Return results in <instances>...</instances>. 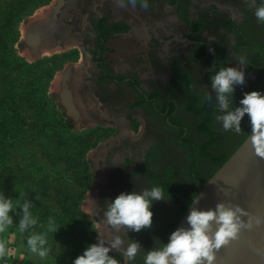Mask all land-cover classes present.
I'll return each instance as SVG.
<instances>
[{
    "label": "rangeland",
    "instance_id": "obj_1",
    "mask_svg": "<svg viewBox=\"0 0 264 264\" xmlns=\"http://www.w3.org/2000/svg\"><path fill=\"white\" fill-rule=\"evenodd\" d=\"M57 1L0 0V33L6 32L0 35V127L25 126L23 139L13 140L9 155L0 159V188L6 185L12 202V223L0 233L6 248L0 264H74L92 246L108 249L107 258L116 264H145L197 193V181L211 173L207 153L200 158L202 169L191 170L195 158L190 148L206 143L227 154L235 141L223 117L235 114L246 94L264 96V21L255 15L264 0H146L147 8L142 1L133 7L123 0L121 7L119 0H66L54 14ZM208 2L233 13L241 25L230 23L229 15L205 14ZM174 4L180 5L182 19L171 9ZM203 16L205 31L192 38L206 49L189 43L162 50L149 41L166 32L186 33L187 24ZM100 17L123 18L144 37L102 42ZM175 55L185 78L176 86L168 82L173 75L168 58ZM96 61L104 62L118 86L104 84ZM227 68L242 73L243 82L221 94L212 81ZM123 71L132 78L138 73L143 81L125 83ZM141 84L136 92L134 86ZM220 95L227 107L221 106ZM174 102L171 126L167 116L173 106L167 105ZM183 138L190 147L180 143ZM145 144L157 151V176L137 181L117 176L115 162L125 159L124 151L139 155ZM119 184L125 194L162 189L160 200L151 198L157 218L140 233L109 224L96 206L99 192ZM25 204L36 223L21 231ZM33 235L46 241L37 245L47 252L43 258L28 245ZM117 239L121 243L114 247ZM132 244L137 252L129 259Z\"/></svg>",
    "mask_w": 264,
    "mask_h": 264
},
{
    "label": "clouds",
    "instance_id": "obj_2",
    "mask_svg": "<svg viewBox=\"0 0 264 264\" xmlns=\"http://www.w3.org/2000/svg\"><path fill=\"white\" fill-rule=\"evenodd\" d=\"M129 4L135 7L137 0H128ZM120 6L123 7V0H119ZM141 6L148 7L146 0H142ZM256 17L260 21H264V6L259 7L255 12ZM243 82V75L233 68H227L218 72L212 81V86L219 93H229L232 91L233 83L240 84ZM222 107H227L225 97L219 96ZM243 107L238 108L235 114L229 113L223 117L224 128L228 129L236 125V131L239 132L240 119L248 114L251 120L252 133L251 142L254 146L255 154L264 158V96L258 92L246 94L240 102ZM162 189L153 188L150 192L145 191L141 195L137 194H120L111 204L109 211L106 213L107 222L113 226L124 225L139 231L143 227H147L151 223L152 213L149 210L150 202L148 197L155 200L162 198ZM29 205L23 206L24 218L20 222V230L23 231L29 225H34L36 221L31 219L28 212ZM12 209V202L0 197V233L5 231L6 226L11 225L12 221L8 213ZM241 212L236 208L235 212L227 210L223 205H217L216 212H198L192 211L188 216V223L191 226L190 231H176L170 237V243L163 251L151 252L147 255L145 264H200L202 259L207 260L208 264H212L215 259L213 249H220L222 246L228 245L231 241H235L239 237L241 228L251 229L252 225H244L238 223L236 213ZM245 213L241 212V215ZM215 221L219 228L214 233L212 239L209 238L207 232L210 230V222ZM261 223L260 219L256 220V224ZM43 237L33 235L28 239V245L32 252H38L41 258L47 255L45 250L39 249L37 245L45 244ZM119 239L116 240L114 247L120 244ZM108 249L97 246L90 247L85 251L83 256L78 257L74 264H116L115 260L108 259ZM137 245L132 244L127 249L129 259L135 256ZM6 254L5 243L0 242V257Z\"/></svg>",
    "mask_w": 264,
    "mask_h": 264
},
{
    "label": "water",
    "instance_id": "obj_3",
    "mask_svg": "<svg viewBox=\"0 0 264 264\" xmlns=\"http://www.w3.org/2000/svg\"><path fill=\"white\" fill-rule=\"evenodd\" d=\"M65 2L66 0L57 1L54 14L63 9ZM252 135L251 130L223 165L202 184L171 233L191 230L188 216L192 211L216 212L217 205H223L225 209L234 212L239 208L245 214L237 212V222L251 224L252 227L241 228L237 240L218 250L214 248L215 259L212 264H264V158L255 154ZM257 219L261 220L259 225L256 224ZM218 228L215 221L210 222V230L207 232L210 239ZM171 235L161 251L170 243ZM200 264H208V261L202 259Z\"/></svg>",
    "mask_w": 264,
    "mask_h": 264
},
{
    "label": "flooded vegetation",
    "instance_id": "obj_4",
    "mask_svg": "<svg viewBox=\"0 0 264 264\" xmlns=\"http://www.w3.org/2000/svg\"><path fill=\"white\" fill-rule=\"evenodd\" d=\"M137 1L140 2L142 0H137ZM155 3H157V0L155 1ZM140 5H141V2H140ZM220 6L221 5H219L218 3L208 2L206 4V7L204 8L205 14L208 13V11L210 10L216 16L229 15L228 20L230 23H234L236 24V26L241 25V22L239 21V19H237L233 15V13H231L230 11L224 10V9H220ZM171 9L177 11L178 20L182 19V16H181L182 12H181L180 5L174 4L173 8ZM188 19H191V18H188ZM206 20H207L206 16H203L197 19V21L191 22L190 25H188L189 24L188 23L187 24L189 28L188 32L183 33L179 36H177L176 34H173L172 32L170 34L166 32V33H163L160 37H156V36L149 37V41L151 40L150 41L151 43H156L157 46L162 47L161 48L162 50H166V48L169 47L171 44L172 45H175V44L188 45L189 43L197 44V46L198 45L204 46V48L206 49L207 45L203 41L200 42L199 40L192 38L193 35L201 34L202 32L205 31ZM89 27L92 29L96 28L92 21H89ZM97 30L100 31L99 36H100V39H102L101 40L102 42L107 40L108 38L127 37L131 39L132 37H136L138 39H141L144 37L143 33L138 28H135L132 24H130L128 21L124 20L123 18L109 20V18L106 19L104 17H100L98 19ZM101 52H102V49L100 46L99 53ZM208 53H210V50L208 51ZM213 55L214 57H217L216 56L217 54L214 51H213ZM98 58H100L99 55L96 57V59ZM95 63L98 64L97 66L100 67L101 76H103L105 79L104 84L106 85L113 84V85L118 86L119 83L117 82V80L114 77L111 78V75L109 74V72L107 73V71L105 70L104 62L101 63L100 65H99L100 61H96ZM168 66H169V72L173 74L169 77L168 82L175 86L178 83L180 84V82H182V80L185 79V78L182 79L183 72L181 71L183 69L182 67L183 64L180 58H178V56L176 55L173 57H169ZM121 74H123V77L125 76V78L123 79V82L125 83L133 84L134 80L143 81L142 78L138 77V73H136L135 78L126 77L128 73L125 71H123ZM134 88H135V91L138 92V91H141L143 87L141 84L139 85V87L134 86ZM146 98L148 100V97ZM242 107L243 105H241L239 108H242ZM173 108H176V104L173 105ZM143 117L146 118L145 115H143ZM167 123L171 126H175V124L172 123L171 118L169 116H167ZM239 129H240L239 132H237L236 125H233L229 128L230 138L233 141H235V145L237 142L243 141L246 138V136L249 134V132L252 130L251 120L247 113H245V115L240 119ZM183 134H186V129H184ZM180 143L185 144L188 147H190L189 143L185 142L184 138L180 141ZM201 144L193 145V147L190 148L192 151L193 158H195L193 162V167L191 168V170L200 171L202 169L200 166V158H201L202 153L203 154L207 153L209 154L208 163L209 165H211V167H209L210 169L209 171H211L215 168L218 158L222 155L220 148L218 145L217 146L213 145L212 148L210 145V147L208 148L206 146L207 145L206 143L205 144L203 143L202 145ZM124 153L127 154L125 159L121 158V160H119L118 162H115V166H116L115 171L118 172L117 176L125 175L132 181H137L141 177H144L147 175H151L154 177L157 176L156 171H159V170L156 167V165L159 159L157 157V151L154 147L152 146L149 147L147 144H145L144 146L141 147L139 155L137 154L134 155L132 152H129L128 150H125ZM111 179H113V177H110L109 180ZM203 183H204L203 181L198 180L196 183V186L198 188L202 187ZM123 192L125 191L122 190L121 184L117 185V187L112 186V188H108V189L102 190V192H99L96 198V206L100 208L99 209L100 212L106 214L109 211V208L111 204L113 203V201L115 200V198L118 197ZM128 194H131V193L129 192ZM148 199L150 202L149 210L152 213V217H151V221H152L153 219L157 218L156 209L153 208L151 197H148ZM137 232L140 233V231H137Z\"/></svg>",
    "mask_w": 264,
    "mask_h": 264
},
{
    "label": "trees",
    "instance_id": "obj_5",
    "mask_svg": "<svg viewBox=\"0 0 264 264\" xmlns=\"http://www.w3.org/2000/svg\"><path fill=\"white\" fill-rule=\"evenodd\" d=\"M1 37L4 38L6 37V32L2 31L0 33ZM172 100V99H170ZM169 100V101H170ZM5 105H7L6 103H3ZM176 102L173 103H170L168 108L170 109L171 106L175 105ZM2 105V104H1ZM171 105V106H170ZM175 110L176 108H173L172 107V110L170 111V113H168V116L171 118V121H173V116L171 114L175 113ZM166 113V112H165ZM25 133V126L23 124L21 125H14L12 127H9V126H3V127H0V137L2 138L0 140V145L2 147V149L4 150V152H2L0 154V159L3 155H9V146H13V143L14 141L13 140H16V139H20V141L23 139V135ZM12 142V143H10ZM243 141H240V142H237L236 145L233 147L232 150H230L227 154H222L217 162H216V165H215V168L213 170H211V173H209V176L202 180L203 182H206L214 173L215 171L223 165V163L230 157V155L235 151V149L242 143ZM201 187H199L197 193L195 194V196L192 198V200H190L187 205H185L180 214H179V217L178 219L175 221V223L172 225V227L169 229L168 231V235H167V238L165 240V242L163 243L160 251L162 250L163 246L165 245L166 241L168 240L169 236L171 235L173 229L176 227V225L178 224L179 220L181 219L182 215L184 214V212L187 210V208L189 207V205L191 204V202L193 201V199L197 196L198 192L200 191ZM5 191V194H1L0 197H3L5 200H11L9 199V197L7 196V191H6V185L3 183L2 184V187L0 188V192L1 191ZM42 213V212H40Z\"/></svg>",
    "mask_w": 264,
    "mask_h": 264
}]
</instances>
